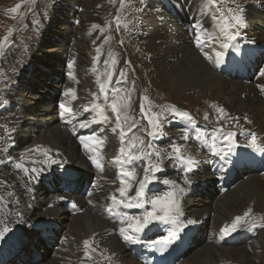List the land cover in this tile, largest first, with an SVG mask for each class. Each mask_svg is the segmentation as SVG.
<instances>
[{"label": "bare ground", "instance_id": "1", "mask_svg": "<svg viewBox=\"0 0 264 264\" xmlns=\"http://www.w3.org/2000/svg\"><path fill=\"white\" fill-rule=\"evenodd\" d=\"M254 1L256 0L238 1L241 6L245 9L247 8L246 31L242 32L241 30V36L246 40L264 44V33L262 32L264 29V15L263 12L251 5ZM60 2L61 0H56L55 4L58 5ZM71 3L68 7L69 13H67L68 15L65 18L68 19L70 17L69 19H71V16L80 10L81 19H85L87 22L82 26V24H79V20H76L74 36L70 34L73 33V29H71L70 23L67 21L68 27L58 28V33H55V31H58L56 29L51 32L50 37L46 38V40L43 36L40 37L38 43L34 45L36 50L43 48L42 44H44V41L53 42L55 46L52 48L48 46L49 48L45 50L48 53H46L42 61L36 60L38 57L41 58V55L37 53L33 54V60L29 61V58H27L28 64L23 66L21 73L19 72L20 75L16 76L18 77L16 81L17 89L12 88L8 92L9 96L15 100V108L21 111V115L19 114L16 118L19 125L14 133V140L20 139V144L17 148L19 150L12 151L9 147V141H6L5 145L8 147L4 149V153H0V161H2L0 162V215H3L0 218V226L3 227L7 224L8 212L13 207L22 209L24 211L21 210L23 216L31 221L49 218L57 222L58 229L54 231V237L52 238L54 242L50 246L44 245L45 251L37 262L39 264H140L126 251L119 237L114 233L120 225L105 220L99 214L96 205L84 204L83 211L72 215L66 214L62 208L47 207L46 204L49 200L57 195L59 191L57 187L51 188L52 190L46 194L43 190L38 191L36 201L34 203L30 202L21 190L18 178L8 173L3 167L6 158L13 157L18 159L20 157L17 154L22 151L25 153L29 151L25 155H29V157L32 155V158L29 159V169L34 168L40 160L39 158L35 159V156H42L51 157L57 162H63L66 168L79 171V180L82 178L88 179L89 174L93 176L90 163L81 154L64 123L58 119L59 112L64 110L60 106H53L52 95L46 90L49 87L44 84L45 86H42V89L41 87L38 89V82L33 77L35 65L41 64L43 66V74L46 75L51 72L50 70L54 69L51 68V65L54 63L52 61L55 60L52 58L57 54L55 51H61L63 56L68 53L69 56L74 57L77 63V73H70V75H74V86L68 84L65 87H59V93L62 98L61 104H65L67 99L71 101V98H73L72 93L70 97L66 96L64 100L63 97L69 88L73 89L74 93H76V98L75 100L73 99V108L76 109L79 104L87 106L86 109L90 111L89 120H97L98 130L103 129L105 133L101 137V139H105V143L97 151L104 159L105 168L102 172L95 174L96 185L102 184L100 196H107L111 187L114 190L121 187L120 183L114 180L109 156L120 152L121 147L125 151H129L130 154H137L135 148L129 147L135 143L132 140L134 133L128 132L127 123L123 121V116L121 118V127L126 133L123 143L120 129H117L116 132L112 131V128L116 127V120L110 104L113 101L122 104V101L118 99V96L117 99L110 98L109 94L108 100H105L104 92L100 88V85L104 84L105 79L101 74L102 68L99 67L101 65L97 62L98 50L96 47L93 48L94 51L89 50V46H93L97 37L98 30L93 25H97V21L94 20L99 18L98 10L94 8L87 11L80 6L81 3ZM141 7L142 11H139V20L135 23L132 31L134 30L136 40L142 45V49L150 55V62L154 61L156 63V65L151 64L150 67L148 66L150 68L148 71L151 73L148 75H152L153 84L160 90L163 89L175 94L186 95L187 93H193L195 95L194 98L200 101L198 103L202 105L200 109L193 112V117L201 122L206 121L207 126L213 127L211 130L208 129V132L215 131L217 124L213 123H215V118H218L219 123L222 121V127L231 129L234 133L240 130L255 133L257 141H262V143H257V145L264 147V98L261 95L264 92L261 89L264 88V76L261 75V72L264 71V65L252 82L244 83L226 79L213 67L212 58L215 48L210 49L209 45L211 43H206L203 47L205 56L194 50L191 43L187 41V34L181 30L177 23L173 21L172 16L165 10L163 0H153L152 2L144 0L141 3ZM55 11L54 9L52 13ZM51 15V17L56 16ZM144 17L146 18L145 20ZM208 33L210 36H214L213 32ZM58 35L61 37H58ZM52 37H56V40ZM43 38L44 41L42 40ZM68 40L74 42V47L67 45V43H70ZM205 40L208 42L207 38ZM88 53L92 55L91 63H89L91 68L86 69L81 66V63L86 62L85 54ZM133 72L137 79L142 82L144 73L139 74L136 68H134ZM61 75L63 77V73L60 72L58 76L60 77ZM88 77L94 83L91 88L85 87ZM145 78L148 79L146 76ZM29 82L34 85L32 87L34 88L33 91H30ZM58 83L59 81H57V85ZM57 85L55 84L54 86ZM26 94L29 97L28 102ZM95 105H99V107H94ZM218 108L224 109L223 114L218 112ZM205 113L208 114L207 120L204 119ZM104 115L109 117L107 121L102 118ZM182 132V130L173 129L170 123L165 121L162 123V134L158 137L162 141L165 135L170 134V139L181 145L182 154L186 157L191 156L195 160V168L198 171L193 176L198 180H203L206 184L201 190H198V195L194 197H191V195L184 197L183 193L180 194L179 214L175 215V217L176 220L182 218L185 221H189L191 217L201 220L203 222L201 231L204 230L206 232L208 239L204 242L199 239L198 245L188 253L189 255L187 254L188 256L186 255L181 260L180 264H264V227H262L257 236L238 246H222L213 241L214 238L216 240L218 232L225 224H229L238 215L242 216L248 208H252L253 211L244 222L248 223L261 217L263 219L262 225H264V172L261 174L250 173L244 179H240L233 188L217 193L214 190L213 181L209 178L203 166L204 154L197 151L195 144L191 143L190 136L188 140H182ZM248 143L249 141L242 144L247 145ZM46 149L50 150L48 156L44 154ZM22 161L25 160L23 159ZM51 165L55 164L46 161L44 166L48 168ZM139 165L141 166L138 178L143 175V163ZM163 167L166 175L160 176V182L164 179L175 180L177 188L184 189L188 187L184 182L185 176L183 172H178L176 170L177 167H173L171 161L166 160ZM26 169H28L27 166ZM166 186L164 184V190L161 195L166 191H171L172 185L167 188ZM134 189L135 182H133L132 190ZM117 192H115L116 198ZM147 208L148 205L145 204L144 211ZM137 215L142 214L138 213ZM28 232L30 238L35 237L32 231L28 230ZM84 240H89L90 242L87 255L85 254ZM83 254L86 256L85 259L81 257Z\"/></svg>", "mask_w": 264, "mask_h": 264}, {"label": "rangeland", "instance_id": "2", "mask_svg": "<svg viewBox=\"0 0 264 264\" xmlns=\"http://www.w3.org/2000/svg\"><path fill=\"white\" fill-rule=\"evenodd\" d=\"M55 1L56 0H0V88H1L0 98L1 99L11 101L8 92L11 88L15 89V87L11 85V82L14 81L16 75L19 74V72H21V68L26 64H28L27 58H29V61L33 60L32 58L34 56L33 54L37 53L41 55V58L38 57L36 58V60L42 61L46 53H48L45 50H47L49 47L52 48L53 46H55V43L53 42L48 43L44 41V38L45 40L46 38H49L51 32L55 31L58 28L61 29L60 27L63 26L68 27L67 21L69 22L70 17H68V19L65 17H67L68 15L67 13H69L68 7L70 6V3L73 0H61V2L58 5L55 4ZM143 1L144 0H124L123 5L121 4V0H75L72 3H76V2H78L79 4L81 3L80 6L84 7L87 11L92 10L94 8L98 10L99 18L98 20H94L97 21V25L99 26V28H97L98 30L96 34L97 37L93 46L92 45H91L92 47L89 46L90 47L89 50H93L94 47H96L97 50L99 49L97 62L101 65L99 67L102 68L101 74L105 79L104 80L105 89L108 91L110 98L117 99L118 96V99L122 101V104L124 102L128 103V107L125 110L126 114L130 117V120L127 122V128L130 127L131 123L137 122V127L132 130V133H134L132 138L137 134V137L139 139H143L146 142L143 149L146 150L149 141H151L153 144L155 143L156 138L153 139L147 136V130L150 129L147 119H145L144 114L141 113L140 111L141 103H143L145 112H148L149 115L151 114V112H155V113L163 112V117L161 118L163 123L165 121H169V120L171 121V119L174 120V117L169 114L172 106H175L177 110L187 111L193 117V112L196 111L197 109H200L202 105L198 103L200 101H197L194 98L195 95L193 93H187L186 95L175 94L173 92L166 91L163 89L162 91L153 84L151 80L152 75H148L151 74L148 70H150L149 67L151 64L156 65V63L154 61L150 62V55L148 54L147 51H144L142 49V45L139 43V41L136 40L135 33L133 32L134 30L132 31L135 23L139 20L140 17L139 11H142L141 3ZM150 1L152 2L153 0ZM232 1L236 5H239L240 3L238 2L239 0H225V2L223 1L225 7L228 8V5ZM257 1L264 2V0H257ZM13 9H15V11H13ZM54 9L56 11L52 13ZM80 12H81L80 10H78V13L75 12L74 15L71 16V19L73 18H75L76 20L78 19L79 24H82L83 26V24L86 23L87 21L85 19L83 20L81 19ZM51 14L56 16L51 17L52 16ZM127 15L129 16V18H127L128 17ZM117 18H119V20ZM145 19L146 18L144 17V20ZM91 20L93 19L91 18ZM69 26L71 27V29H73V33L70 34L74 36L76 32L75 31L76 29H74L75 24L70 23ZM59 29L58 31H55V33H58ZM42 36L44 37L42 39L44 41V44H42L43 48H39L36 50V48H34V45L38 43L39 38ZM58 37L61 36L58 35ZM68 42L70 43L69 44L67 43V45L69 46L71 45V47L72 46L74 47L73 41L68 40ZM55 52H57V54L52 59L53 60L55 59L56 61L55 60L52 61L54 63H52L51 65V68L54 69L50 71H55L57 73L61 71L62 73L64 72L63 80H62L63 87H65V85L68 84L74 86L73 85L75 84L73 80L74 75L72 74L77 73V69H76L77 63L74 60V57L69 56L67 53L66 55H64V57H66V59H64L61 54V51H55ZM91 57L92 55H90L89 53L85 54L86 62L81 63V66H84L86 69L89 67L91 68L89 64L91 63L90 60L92 59ZM66 60H67V65L61 68V66H59V64L61 65L60 61L65 62ZM113 60H115L114 64L112 63ZM105 61H107V63H105ZM42 67L43 66H41V64L35 65V69L33 71L34 72L33 77L35 81L38 82L37 88L39 89L41 87L42 89V86L45 85L51 89L55 88L54 86L55 83L52 81L51 82L48 81V79L44 77L45 74H43L44 71ZM134 68L137 69L139 74L144 73L143 74L144 76L142 75L143 76L142 82H140L137 79L136 75L134 74L133 72ZM109 72L112 73V80L110 83L107 81V73ZM70 73H72L71 74L72 76L70 75ZM121 73H123V76L120 75ZM145 76L148 79H146ZM87 81L88 82H85V87L86 88L93 87L94 83L92 82L90 77H88ZM28 86H30L31 88L30 91L34 90V88H32L34 87V85H31V82H29ZM113 88L119 89V92L117 93L118 95L117 94L115 96L113 95L111 91V89ZM47 89L48 88H46V90ZM47 92L50 94V89ZM66 96L70 97L71 93H69L68 95H64L63 100L66 99ZM143 97H147V99L146 100L142 99ZM37 98L41 99L40 97ZM130 98L133 100H131ZM28 99L29 97L26 94L27 102ZM51 100L53 102V98ZM74 100L73 98H71V101L67 99L65 105L71 109H74L73 108ZM156 101L158 104L156 103ZM18 114H20L19 111L16 110L14 107H11V110L6 114H4V118L0 117V131H1L0 145H2V143L4 142L1 148L4 147L6 141L10 140V136H11L10 131L13 130L14 128L13 127L14 118ZM218 121H219L218 118H215L214 121L215 124H217ZM172 144L173 143L163 142L154 145V147L171 151Z\"/></svg>", "mask_w": 264, "mask_h": 264}, {"label": "snow or ice", "instance_id": "3", "mask_svg": "<svg viewBox=\"0 0 264 264\" xmlns=\"http://www.w3.org/2000/svg\"><path fill=\"white\" fill-rule=\"evenodd\" d=\"M124 0H121V4L123 5ZM222 2V0H221ZM207 5H217V0H206V6ZM19 7V6H17ZM15 11V9H13ZM218 12V15L213 16V20L216 21V29L217 34L215 36H209L207 39L210 41H214L216 43H220L221 47L224 49H228L232 47V42L236 41L237 38L241 35V30L246 28L247 26V18H246V9L240 6L235 7H229L226 11L222 7H218L216 9ZM119 20V18H117ZM94 28H99L98 25H93ZM203 31V29H201ZM6 39V38H5ZM206 41L201 38L200 34L197 33L196 37V43L197 46H202ZM99 51V49H98ZM223 52H217V60L216 62L219 63L220 59L223 57ZM107 63V61H105ZM112 63H115V60L112 61ZM95 71V69H93ZM123 76V73H121ZM261 75L264 76V71L261 72ZM112 80V73H107V81L110 83ZM101 91L104 92L105 100H108V91L105 90V85H100ZM113 95L115 96L119 89H111ZM69 93L73 94V99H75V93L74 90L69 88L65 95H68ZM142 99H147V97H143ZM60 107L64 110V112L71 113L72 109L67 107L65 104H61ZM94 107H99V105H95ZM110 107L112 109V112L115 113V120H116V127L112 128L113 132H116L117 129H120V136L121 141L123 143V138L126 135L124 132V129L121 127V118L123 115V121L127 123L130 120V117L126 114V109L128 107L127 102H124L123 104H118L116 101H113L110 104ZM215 107V105H213ZM87 111V109H85ZM218 112L223 114L224 109L218 108ZM140 111L144 114L145 119H147L149 129L147 130V136L151 137L153 139L157 138L162 134V117L163 112L161 113H155L151 112L149 115L148 112H145V108L143 103L140 105ZM150 112V110H149ZM171 116L177 119H184L188 120L191 123H195L192 116L187 111H180L175 108V106H172L171 111L169 113ZM105 121L109 119L107 115H104L102 117ZM204 119H208V114L205 113ZM81 127H86L87 122H81ZM137 127V122L131 123L130 127L128 128V132H132L133 129ZM195 137L194 139L197 141H202L204 143H210L211 147L215 149L218 152H222L224 156H228L230 153H232L233 149L236 147L235 140L233 137L235 136L234 132H228L227 135L224 137V140L226 142V145L224 147L217 148L216 145V131H213L211 138L207 136L206 132L204 130H201L200 128H196L195 130ZM82 140L84 138H81ZM89 139H93L94 143L101 144L103 141L95 140L93 137H89ZM139 141V144H131L130 148H135L138 151V154H130L129 151H125L123 147L120 148V152L123 154L124 159L121 161L119 158H117V163L125 166L121 169V180L120 184L121 187L117 189V191L120 193V196L123 199L117 200L115 196H112L111 199L118 204H122L124 208H143L145 204H151L152 210L151 211H145L142 213V215L139 216H130L128 213H117L118 216L121 217V222L123 223L124 220H127L129 223L127 227H121L120 228V234L123 237L125 241L129 242H135L137 240V237L135 235L129 234V230L133 233H140L145 230L146 227H148L150 224H152L153 221H161V222H168V221H175V215L179 214L180 209V194L184 191L183 188H177L176 187V181L175 180H169L164 179L162 181L165 185H173L172 191H166L162 195L161 194H154L151 198H146V190L149 189V186L157 181V173H161L164 170V163L166 160H169L172 162L173 167H182L184 172H190L192 170L193 165L195 164V160L191 156H184L182 154L181 145L173 143L171 145V151H168L166 149H159L155 148L151 141H149L147 145V149L144 150L143 148L139 146H143L145 144V141L143 139H139L138 137L135 138ZM182 140H188L189 139V131L187 129L183 130L181 135ZM247 147H253L257 148V138L256 134L252 133L250 134L249 143L246 145ZM85 147H88V145H85ZM39 148V146H38ZM31 151V150H30ZM50 150H44L45 156H48ZM98 156V154H97ZM97 156L90 157L92 162L96 164L98 167L99 160ZM135 161H141L143 163L142 177L138 178V173L136 166L134 165ZM2 162V161H0ZM48 163L56 164L57 161L55 159H52L49 157ZM20 167H23L20 165ZM26 171H29L26 169ZM32 173H37V175L43 171L42 169H36L33 168L30 170ZM37 177L33 176L32 179L35 180ZM127 178V179H125ZM129 181L135 182V194L129 195V192L133 189V184ZM185 183H191L188 176L184 177ZM28 191H32V189H28ZM75 207V205H73ZM253 209L248 208L242 216H236L231 224H225L223 228H221V233L224 236L230 235L231 233L237 231L238 227L242 225V222L246 220V218H249L250 213H252ZM191 223V221H190ZM255 226V225H253ZM261 227H264V225H261ZM9 231V228L7 225H5L3 228H0V237H3L6 232ZM164 241H153L152 246H155L157 243H163ZM85 245V254L87 255L90 242L89 240L83 241Z\"/></svg>", "mask_w": 264, "mask_h": 264}, {"label": "water", "instance_id": "4", "mask_svg": "<svg viewBox=\"0 0 264 264\" xmlns=\"http://www.w3.org/2000/svg\"><path fill=\"white\" fill-rule=\"evenodd\" d=\"M19 233H20L19 230H17V231L15 230V232H14L15 235H19Z\"/></svg>", "mask_w": 264, "mask_h": 264}]
</instances>
